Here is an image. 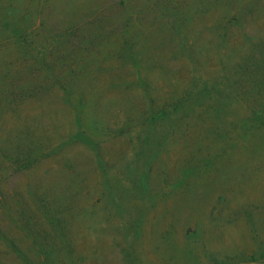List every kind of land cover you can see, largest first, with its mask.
Returning <instances> with one entry per match:
<instances>
[{"label":"rangeland","instance_id":"374dc122","mask_svg":"<svg viewBox=\"0 0 264 264\" xmlns=\"http://www.w3.org/2000/svg\"><path fill=\"white\" fill-rule=\"evenodd\" d=\"M250 2L0 0V264H264Z\"/></svg>","mask_w":264,"mask_h":264},{"label":"trees","instance_id":"16d2710c","mask_svg":"<svg viewBox=\"0 0 264 264\" xmlns=\"http://www.w3.org/2000/svg\"><path fill=\"white\" fill-rule=\"evenodd\" d=\"M224 6L226 8L223 17L229 21V28L247 30V20L253 11L250 0L241 5L235 0H224ZM245 42L249 43L246 39ZM227 69L229 70H226V83L213 84L209 93H212L211 90H219L225 92L227 96L241 100L264 93V39L252 42L250 52L242 56L239 63Z\"/></svg>","mask_w":264,"mask_h":264}]
</instances>
